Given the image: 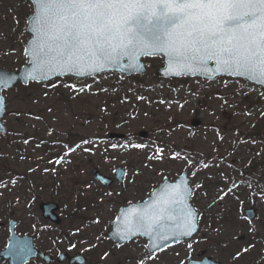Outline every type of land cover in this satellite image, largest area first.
Returning a JSON list of instances; mask_svg holds the SVG:
<instances>
[{"label":"rangeland","instance_id":"1","mask_svg":"<svg viewBox=\"0 0 264 264\" xmlns=\"http://www.w3.org/2000/svg\"><path fill=\"white\" fill-rule=\"evenodd\" d=\"M32 12L30 0H0V69L26 63ZM145 64L140 78L55 80L6 94L20 118H6L9 134L0 136V251L14 220L41 251L80 253L87 264H188L202 251L222 264H264V195L256 186L264 139L250 135L260 126L264 137V90L232 79L164 80L154 74L159 58ZM108 133L125 139L107 140ZM119 167L126 171L122 186ZM251 167L254 177L245 179ZM95 169L113 184L94 181ZM185 172L199 213L192 240L151 255L143 238L125 245L109 239L122 207ZM44 202L59 206L60 225L42 218ZM249 208L258 214L252 222L244 215Z\"/></svg>","mask_w":264,"mask_h":264},{"label":"snow or ice","instance_id":"2","mask_svg":"<svg viewBox=\"0 0 264 264\" xmlns=\"http://www.w3.org/2000/svg\"><path fill=\"white\" fill-rule=\"evenodd\" d=\"M34 11L36 54L54 51L68 71L150 49L177 62L215 61L264 83V0H34ZM145 22L154 24L147 39ZM150 219L147 209L137 215L143 235L154 230Z\"/></svg>","mask_w":264,"mask_h":264},{"label":"water","instance_id":"3","mask_svg":"<svg viewBox=\"0 0 264 264\" xmlns=\"http://www.w3.org/2000/svg\"><path fill=\"white\" fill-rule=\"evenodd\" d=\"M34 5V0H31ZM36 13L29 18L26 32L29 38L26 44V56L28 61L26 65L19 71H7L0 69V134H6L7 128L3 124V119L6 113V100L3 97V91H9L18 85L27 86L30 82L47 83L57 77L65 78L72 77L75 79H85L88 77L101 75L104 73L115 72L125 77L143 75L147 71L143 60L147 57H160L164 67L156 70V76L165 79H181L187 78H202L209 81H214L219 77H230L241 79L248 83L264 88V83L257 79H252L246 73L237 74L232 70L224 71L217 68L215 61H207L200 63L193 60L190 62L174 61L165 52L152 51L150 49L142 50V54L137 55L134 59L121 57L119 60L104 63L102 67L95 70L89 67L82 69H74L68 71L63 67L56 65L55 52H49L48 55L36 54V46L34 41L37 39L36 33L33 32V26ZM144 30L145 39L148 38V30L154 27V24L145 22ZM47 51V49H45ZM198 125V123H197ZM141 138L147 136L146 132L140 134ZM107 139H123V135L110 133ZM95 181L101 182L103 186H110L112 180L102 176L98 170L93 171ZM125 176V170L117 169L116 178L122 184V178ZM192 189L191 181L187 174H183L174 182L165 180L143 203L132 204L126 208H122L117 216L116 221L112 226V232L109 238L118 244H125L137 237H142L148 240V251L151 254L157 253L160 250L171 246L176 242L190 240L199 231L198 213L191 205ZM148 210L151 219L146 220V225H151V235H143L144 227H140L136 223L137 215L145 210ZM42 217L53 224L60 225L61 219L57 215L59 210L58 205L53 203H43L40 205ZM193 213L192 217L187 214ZM245 215L249 221L256 218V211L249 209L245 211ZM191 222V229L187 224ZM186 231L190 234L185 235ZM204 252L199 254L203 256ZM40 256L46 263H52L53 259L46 254L39 252L34 245L33 237H20L16 234V223L10 221V240L7 248L0 252V262L9 260V264H27L30 260ZM66 259L69 264H86V259L77 254L71 258L67 254H62L58 258L60 263ZM189 264H221L214 261L212 258L205 257L201 261H190Z\"/></svg>","mask_w":264,"mask_h":264},{"label":"trees","instance_id":"4","mask_svg":"<svg viewBox=\"0 0 264 264\" xmlns=\"http://www.w3.org/2000/svg\"><path fill=\"white\" fill-rule=\"evenodd\" d=\"M262 127H260V126H258V127H256V128H254L253 130H252V134H250V135H253V136H256L257 138H259V139H264V137H262L261 136V133H262ZM253 169L254 168H248V170L250 171V172H253ZM250 176V175H249ZM248 176V177H249ZM258 189H260L261 190V192L262 193H264V170H263V174L260 176V178H259V182H258ZM253 243V245L255 246V242H252ZM253 246V247H254Z\"/></svg>","mask_w":264,"mask_h":264}]
</instances>
